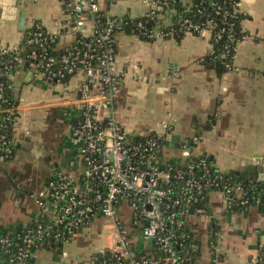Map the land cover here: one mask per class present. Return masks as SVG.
Instances as JSON below:
<instances>
[{
    "label": "built area",
    "instance_id": "1",
    "mask_svg": "<svg viewBox=\"0 0 264 264\" xmlns=\"http://www.w3.org/2000/svg\"><path fill=\"white\" fill-rule=\"evenodd\" d=\"M59 1L76 31L73 42L59 49L58 36L36 23L28 39L34 45L26 55L32 59L28 69H24L25 60L19 56L0 63L6 71H19L29 79L48 83L67 86L71 78H80L72 95L64 98L76 164L54 171L41 189L29 195L37 208L30 223L14 233L0 231V264H39V251H59L77 234L90 230L99 217L109 220L113 235L89 264H201L200 242L191 244L187 238L192 231L189 217L210 220L202 201L207 199L211 208V193H217L223 199L225 212L235 213L234 208L254 203L246 210L256 206L264 215V191L261 197L252 195L249 200L242 181H232L227 176L229 172L219 171L206 155L193 156L191 147L199 142L196 135L179 144L182 161L163 159L161 149L168 141L170 129L167 121L162 122L164 131L159 133L127 131L116 116L122 76L115 64L114 35L133 18L119 19L105 13L99 0ZM173 1L187 7L191 3ZM144 3V15L154 22L150 28L137 22L135 30L140 36L152 41L180 32L207 35L216 42L220 34H225L233 46L219 57L228 69L232 66V60H227L231 51L234 53L237 44L248 38L242 29L246 34L235 39L231 32L233 22L228 21L241 13L240 0H230L231 10L211 2L215 14L220 16V25L212 17L200 23L184 18L177 28L171 20L173 9L167 7L166 0ZM87 21L91 24L88 33ZM11 48L16 47H0V51ZM133 69L135 76L143 78L138 64H133ZM3 101L0 83V104ZM15 111L18 112V106L0 107V129ZM0 152V161L12 152L2 133ZM249 184L253 192L256 184ZM208 226L206 264H226L217 244L218 231L210 223ZM211 235L215 237L211 239ZM237 264H264V235L257 253Z\"/></svg>",
    "mask_w": 264,
    "mask_h": 264
},
{
    "label": "crops",
    "instance_id": "2",
    "mask_svg": "<svg viewBox=\"0 0 264 264\" xmlns=\"http://www.w3.org/2000/svg\"><path fill=\"white\" fill-rule=\"evenodd\" d=\"M99 2L105 13L119 19L143 16L147 11L144 0ZM239 9L244 15L241 25L248 38L237 44L230 69L223 65L216 68L208 61L211 42L207 35L184 33L179 38L158 37L147 41L135 34L117 31L115 64L121 72L122 83L116 100V116L133 134L162 132V122L167 121L170 129L168 141L161 149L163 159H169L168 149L181 150L179 146H169L173 134L179 135V144L196 135L199 142L191 147L193 156L206 155L221 172L244 171L255 174L258 179L261 167L264 180V0H240ZM21 11H25L24 28L19 24ZM69 20L70 15L59 0H0V47H17L24 32L37 23L58 36L59 49L66 48L76 36ZM90 28L87 21L86 33ZM133 64L139 65L138 72L143 78L134 75ZM9 77L18 98L13 133L18 148L12 160L0 161V177L7 180L2 188L6 193L12 191V197L18 200V211L14 215L3 207L0 224L3 231L14 233L36 216L37 208L29 198V191L42 188L53 164L61 163L63 158L72 159L67 144L70 119L63 124L59 120L67 119L64 98L72 95L80 78H71L65 86L29 79L19 71ZM29 155L37 160L43 158L45 164L25 181L22 160ZM32 163L33 167L38 166L37 162ZM40 174L44 175L42 182ZM210 205L218 225V214L238 216L230 219L229 228L231 235L247 236L242 262L257 253L264 235L261 210L251 206L242 212H225L223 199L217 193H211ZM196 218L199 217L193 219ZM208 222V218L200 217L190 224L192 228L198 226L191 230L201 244V264L208 261ZM217 231L220 232V226ZM218 242L226 264L242 263L227 261Z\"/></svg>",
    "mask_w": 264,
    "mask_h": 264
},
{
    "label": "trees",
    "instance_id": "3",
    "mask_svg": "<svg viewBox=\"0 0 264 264\" xmlns=\"http://www.w3.org/2000/svg\"><path fill=\"white\" fill-rule=\"evenodd\" d=\"M166 1L168 3L167 7L173 9L171 20L174 22V25L176 26L175 28H177L178 24L180 25L182 19L184 18L191 19V21L195 23H200V22H204L206 18L212 17L220 25V19H219L220 16L215 14L214 6L211 5V2H215L219 4L220 6H222V9L231 10L230 0H191L189 7L178 1H173V0H166ZM199 10L202 11L199 12ZM243 18L244 15H242V13H238L236 17L228 18L229 22H233L231 32L234 33L235 39L241 38L244 34H246L245 31L241 32V30L243 29L241 25V20ZM137 22H142L146 27L150 28L153 25L154 20L150 19L148 16L145 15L135 17L131 20H127L126 23L123 24L121 31L125 33L135 34L139 38L148 41L149 39L140 36L139 33L135 30V24ZM31 33H32L31 29L26 30L19 45L16 48L8 49L6 52L0 51V62L3 60L8 61L9 59H12L14 56H19L25 60L24 69L25 70L28 69L29 63L32 61V59H28L26 55L30 52V50L34 46L32 43L28 42ZM180 36H182V33L179 32L176 33L174 37L179 38ZM210 41L212 43V51L207 56V58L209 62H211L214 66H216V68H218L219 66L222 65L221 61L224 60L221 59L219 55L225 50H231L233 43L226 39L225 34H220V37L216 42L213 41L212 38L210 39ZM232 53L233 52L231 51V55L227 58V60L230 59L232 60L231 58ZM11 71H12L11 69L6 71V69H4V67L0 63V83L2 84V94L3 97L5 98V101H3L2 104H0V107L2 109H8L12 106H18V98L15 96V93L13 92L12 84L9 77ZM12 115L13 117L7 120L4 123L2 129H0V133L5 135L6 144L12 148L11 154L8 156H4L2 162L12 160L18 148V142H16L13 135L14 124L17 120L18 112L15 111V113L13 112L11 116ZM1 155L2 153L0 152V156ZM227 176H231L232 177L231 180L234 182L236 181L243 182L244 187H246L247 189V195L249 197V200H252L250 199L252 195H254L255 197H261V191L262 192L264 191V181L258 180L255 174L244 171H230L229 173H227ZM249 183L256 184V188L253 190V192H251L249 188L250 185ZM201 204L205 208L207 215L210 217L209 223L212 226H214V231L216 232L219 228V225L217 219L212 216V209L208 205V200L205 199L204 201H202ZM252 204L254 203H248L247 205L236 207L233 209V212L245 211L246 208ZM0 231H3L1 224H0ZM213 237H215V235H211V239ZM187 240L191 244L199 243L197 236L192 231L189 232V239L187 238Z\"/></svg>",
    "mask_w": 264,
    "mask_h": 264
},
{
    "label": "rangeland",
    "instance_id": "4",
    "mask_svg": "<svg viewBox=\"0 0 264 264\" xmlns=\"http://www.w3.org/2000/svg\"><path fill=\"white\" fill-rule=\"evenodd\" d=\"M138 118L141 119L142 116L139 115ZM135 120V123L139 122L138 119L135 118ZM51 129L53 130L54 128L52 127ZM60 129L61 128H59L58 130ZM42 134L45 135L44 133ZM180 151V149H168V158H173L177 161H182L184 158L180 155ZM28 157L29 159H27ZM28 157L26 158L27 160H22L24 161L22 173L24 174L23 177L25 178V181H27V178L31 176L33 171H36V168L42 169V167L44 168L43 165L45 164L43 158L37 160V158L32 157L31 155H29ZM34 161L37 162V167H33V165H31V163ZM40 176L42 178V182L44 175L40 174ZM6 181L5 179L2 180L0 177V214L4 212V210L2 209L3 207H5L6 212H10L16 215V211H18V200L12 197V191L6 193V190L2 188ZM232 217L238 218V216H231L230 214L226 213L218 214L220 232H218V235H216V239L217 241H219L218 243L222 246L223 250L225 251L227 261L242 262L244 259V254L246 252L245 243H247V236L240 234L238 235L237 233L236 235H231L232 229L229 228V222ZM193 218L195 217L188 218L190 224L194 223V221L197 222V220H199V218H196V220H194ZM194 227L198 228L197 225H194ZM190 228H192V225H190ZM201 232L203 233V235L205 234L202 229ZM238 233H240V231ZM112 235L113 231L109 220L103 217L96 218L94 220V226L90 230L87 231L85 229L79 234H77L70 242L64 243L60 247L59 251H39L38 254L41 256L39 264H89L97 253L96 251L110 243ZM62 251H64L65 254L61 255L60 252ZM76 254H78V257L75 258ZM83 257L84 260H82Z\"/></svg>",
    "mask_w": 264,
    "mask_h": 264
},
{
    "label": "flooded vegetation",
    "instance_id": "5",
    "mask_svg": "<svg viewBox=\"0 0 264 264\" xmlns=\"http://www.w3.org/2000/svg\"><path fill=\"white\" fill-rule=\"evenodd\" d=\"M64 119H66V118L65 117H62L59 120V123L63 124V122L66 121ZM70 124L71 123H69V130H70ZM69 130H68V134H67V138H68V143L67 144L69 146V149H70V152H71V156H72L71 158L72 159L63 158L62 160H60L61 163H57L55 165L53 164L51 171L48 172V175H51L56 170L65 169V168H71V167H73L76 164V157H77V155H76V153H75V151H74V149H73V147L71 145V141H70V131ZM48 175H46V177H48ZM31 193H33V190L29 191V195Z\"/></svg>",
    "mask_w": 264,
    "mask_h": 264
},
{
    "label": "water",
    "instance_id": "6",
    "mask_svg": "<svg viewBox=\"0 0 264 264\" xmlns=\"http://www.w3.org/2000/svg\"><path fill=\"white\" fill-rule=\"evenodd\" d=\"M24 21H25V11H21L20 12V18H19V24H20V26H22V28H24ZM171 144H173L174 147H178L179 146V135L178 134H173L171 136V139H170V142H169V146H171ZM259 178L261 180H263L262 179L263 178V169L261 167H260ZM37 259H39V257H37Z\"/></svg>",
    "mask_w": 264,
    "mask_h": 264
}]
</instances>
